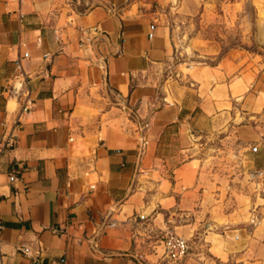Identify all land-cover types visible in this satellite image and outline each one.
Masks as SVG:
<instances>
[{
  "label": "crops",
  "instance_id": "0c3cea01",
  "mask_svg": "<svg viewBox=\"0 0 264 264\" xmlns=\"http://www.w3.org/2000/svg\"><path fill=\"white\" fill-rule=\"evenodd\" d=\"M173 4L0 0V264H166L167 231L191 239L170 264H264L196 146L257 104L250 75L183 70Z\"/></svg>",
  "mask_w": 264,
  "mask_h": 264
},
{
  "label": "rangeland",
  "instance_id": "374dc122",
  "mask_svg": "<svg viewBox=\"0 0 264 264\" xmlns=\"http://www.w3.org/2000/svg\"><path fill=\"white\" fill-rule=\"evenodd\" d=\"M165 17L171 41L183 51V70L186 64L214 66L228 55L250 75L247 93L257 104L239 97L231 125L196 146L206 179L214 187L224 181L223 190L216 188L225 197L222 209L231 218H252L248 224L264 232V0H174Z\"/></svg>",
  "mask_w": 264,
  "mask_h": 264
},
{
  "label": "built area",
  "instance_id": "2783aa9c",
  "mask_svg": "<svg viewBox=\"0 0 264 264\" xmlns=\"http://www.w3.org/2000/svg\"><path fill=\"white\" fill-rule=\"evenodd\" d=\"M160 243L162 247L161 258L166 264L181 262L186 257L189 250L188 240L170 231H167L161 236ZM18 250L25 254L30 253V248L26 245H20Z\"/></svg>",
  "mask_w": 264,
  "mask_h": 264
}]
</instances>
